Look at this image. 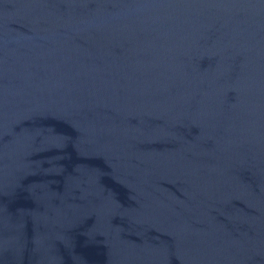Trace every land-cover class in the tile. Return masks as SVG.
Here are the masks:
<instances>
[{
	"label": "water",
	"instance_id": "obj_1",
	"mask_svg": "<svg viewBox=\"0 0 264 264\" xmlns=\"http://www.w3.org/2000/svg\"><path fill=\"white\" fill-rule=\"evenodd\" d=\"M0 264H264V0H0Z\"/></svg>",
	"mask_w": 264,
	"mask_h": 264
}]
</instances>
